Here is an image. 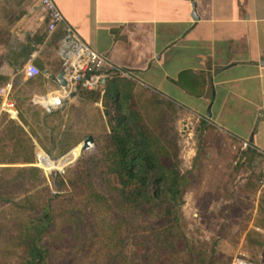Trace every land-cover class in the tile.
<instances>
[{"label":"rangeland","instance_id":"obj_1","mask_svg":"<svg viewBox=\"0 0 264 264\" xmlns=\"http://www.w3.org/2000/svg\"><path fill=\"white\" fill-rule=\"evenodd\" d=\"M7 24L0 21V29ZM1 36L0 30V60ZM20 59L13 58V64L19 65ZM53 64L57 65L56 61ZM227 73L235 75L237 71ZM13 74L0 72V84L12 77L17 80L18 76ZM131 75L137 108L145 123L160 131L162 141L175 154L179 172H190V181L182 189L176 221L159 226L162 209L152 214L129 213L118 204L114 188L120 185L111 171L108 126L100 99L92 101L86 93L76 92L47 113L40 104L31 101L33 91L39 95L58 88L57 84L44 76L17 80L7 97L15 116L5 110L0 100V137H4L0 140V159H11L14 163H0V167L34 165L41 172L35 178L33 190L26 193L23 186L14 185L9 198L0 196V264L19 262L20 250L13 246L12 236L18 232L20 222L38 212L36 206L41 197L46 200L48 195V211L54 221L51 264H232V259L244 252L245 258L264 259L263 252L258 256L257 252L243 249V231L250 218L256 217L253 213L256 193L264 186L261 181L264 155L247 145L243 147L240 141L243 136L239 134L250 124L249 116H242L241 111L228 116L222 127L226 134L192 112L196 110L205 117L206 106L195 97L183 101L167 96L163 87L153 85L137 73ZM102 88L103 85L92 91L101 95ZM10 120L30 138L31 163L22 162L26 149L14 147L7 138ZM87 136L92 142L81 151V142ZM199 137L202 150L196 154ZM73 146L68 160L80 158L66 168L69 204L64 206L50 186L57 187L61 177L53 169L66 162L52 159L64 156ZM43 171L49 174L55 171L50 181ZM15 174V171L0 172L3 180ZM29 194L33 195L32 200L14 209V202ZM63 206L65 210L61 209Z\"/></svg>","mask_w":264,"mask_h":264},{"label":"crops","instance_id":"obj_2","mask_svg":"<svg viewBox=\"0 0 264 264\" xmlns=\"http://www.w3.org/2000/svg\"><path fill=\"white\" fill-rule=\"evenodd\" d=\"M52 1L83 42L128 72L133 81L131 74L137 73L163 87L167 96L183 101L195 97L210 114L205 112L203 118L192 112L226 134L222 127L228 116L239 111L248 115L250 124L239 134L240 141L264 155V0ZM0 21L8 23L0 29V72L7 76L15 72L20 67L13 64V58H19L16 52L29 48L23 63L34 51L31 60L40 70L31 80L44 76L57 84L63 25L48 34L38 0H0ZM233 69L237 74H226ZM58 90L59 86L39 95ZM263 187L256 193V217L243 231L244 251L258 256L264 253ZM244 254L240 253L245 261L264 264V259Z\"/></svg>","mask_w":264,"mask_h":264},{"label":"trees","instance_id":"obj_3","mask_svg":"<svg viewBox=\"0 0 264 264\" xmlns=\"http://www.w3.org/2000/svg\"><path fill=\"white\" fill-rule=\"evenodd\" d=\"M29 50V48H22L16 52L20 53L19 59L21 58L18 66H21ZM134 86L132 79L110 75L104 78L101 95L98 91L81 88L76 92L86 93L92 101L100 99L108 126L107 143L110 147L111 171L120 185L114 188L118 204L129 213L152 214L162 209L158 225L166 226L176 221L182 189L189 183L191 176L190 172L183 174L179 172L175 154L162 141L160 131L151 129L145 123L137 108ZM52 111L54 109L50 112ZM9 124L11 126L7 129V138L12 140L11 144L14 147L26 149L27 154L22 162L31 163L30 138L19 125H14L12 120ZM18 134H22L23 137ZM2 138L4 137H0V140ZM201 145L202 138L199 137L196 154L202 150ZM0 163L14 162L11 159L6 161L0 159ZM36 165L39 166L37 157ZM66 168L64 173L60 174L58 186H50L51 192L61 198L64 206L69 204ZM4 171L16 172L11 179H4L6 181L0 175V196L4 198L11 196L10 190H13L14 185L23 186L26 193L33 190L36 184L35 178L41 172L34 165L0 167V172ZM52 174L45 173L49 181ZM18 179H20L19 182ZM37 193L34 194L37 195ZM31 196L33 195H25L15 201L14 209L28 204V201L32 200ZM49 196L43 200L40 195L39 205L36 206L39 209L38 212L20 222L18 232L12 236L13 246L20 250L19 262L16 264H51L50 236L54 221L48 211ZM64 206L61 209L65 210ZM63 218L66 217L63 215ZM120 221L123 222V219ZM56 236L57 234L54 235V239Z\"/></svg>","mask_w":264,"mask_h":264},{"label":"built area","instance_id":"obj_4","mask_svg":"<svg viewBox=\"0 0 264 264\" xmlns=\"http://www.w3.org/2000/svg\"><path fill=\"white\" fill-rule=\"evenodd\" d=\"M38 7L46 17V31L48 34L56 30L59 24L63 25V35L57 45V54L60 62V69H63V78L66 81L67 91L62 92L61 87L58 91L51 92L59 100L55 106L53 103L43 104L44 99L48 98L45 95H33L32 102L40 104L45 112H50L55 109L69 97V92L75 93L78 89L96 90L102 87L104 78L110 75L130 78L129 73L122 68L110 63L107 58L88 44L83 42L76 33L64 23L63 17L52 0H38ZM34 51L30 54L28 60L23 63L13 74L18 76L19 82L28 80L40 74L38 67L32 62ZM13 78V77H12ZM6 81L0 84V100L2 106L11 116H15V110L12 109V104L8 100V94L12 85H16L17 80ZM57 82V80H56ZM246 142H242V146H246ZM264 184V177L262 178ZM232 264H252L245 261L241 255L235 256L232 259Z\"/></svg>","mask_w":264,"mask_h":264},{"label":"water","instance_id":"obj_5","mask_svg":"<svg viewBox=\"0 0 264 264\" xmlns=\"http://www.w3.org/2000/svg\"><path fill=\"white\" fill-rule=\"evenodd\" d=\"M193 6V5H192ZM191 17L193 19H196V16L194 14V12L191 13ZM18 69V68H17ZM16 69V70H17ZM55 79L57 80V84L59 87H61L62 89V92H66L67 91V85H66V81L65 79L63 78V69H59L56 76H55ZM74 93L73 92H69L68 96L69 97H73ZM59 103V100L56 98L54 99V105L56 106L57 104ZM209 109H206V115L209 116ZM87 140L92 142L91 141V138L89 136L85 137L82 142H81V151L85 150L88 148V143H87ZM53 159H57V158H53Z\"/></svg>","mask_w":264,"mask_h":264},{"label":"bare ground","instance_id":"obj_6","mask_svg":"<svg viewBox=\"0 0 264 264\" xmlns=\"http://www.w3.org/2000/svg\"><path fill=\"white\" fill-rule=\"evenodd\" d=\"M54 99H56V96H54L53 94L50 93V94H48V98L44 101V103H45V104H46V103H53ZM87 143H88V145L90 146L91 142L87 140ZM89 146H88V147H89ZM72 149H74V147H73ZM72 149H70V150H69L64 156H62V157L56 159V160H60V161H63V162L65 161L66 163H65L63 166H61L60 168L53 169V170L59 172V174H63L64 171H65V168L68 166V164H69L70 162H73V161H75V160L77 159V158H74V159H72V160H68V158H69V154H70V152L72 151ZM45 155H46V154H45ZM36 157H37V159H38V161H39V155H38V152H37V151H36ZM56 160H54V161H56ZM50 171H52V170H50ZM54 192H56V191H54Z\"/></svg>","mask_w":264,"mask_h":264}]
</instances>
